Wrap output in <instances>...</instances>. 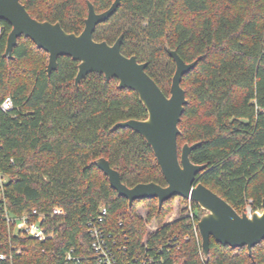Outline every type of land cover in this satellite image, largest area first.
<instances>
[{
    "label": "trees",
    "instance_id": "1",
    "mask_svg": "<svg viewBox=\"0 0 264 264\" xmlns=\"http://www.w3.org/2000/svg\"><path fill=\"white\" fill-rule=\"evenodd\" d=\"M86 1L96 13L114 0H20L38 21L59 22L79 34L87 16ZM146 25L143 26V23ZM11 27L0 21V174L7 179L0 197V264H66L72 250L79 264H94L88 223L100 207V224L114 242L121 264H264V240L252 248L232 249L210 239L208 259L201 253L196 224L204 214L196 203L171 197L128 201L109 186L107 177L88 165L104 158L122 183L166 186L150 147L132 130L112 127L144 120L147 112L136 93L90 74L76 88L77 63L58 59L46 72L47 54L20 37L12 57L4 56ZM123 35L121 53L147 63L145 72L169 96L175 70L166 47L196 66L181 81L187 104L178 128V151L200 143L190 153L206 165L197 181L224 199L238 214L247 201L259 211L264 200V0H121L116 13L98 25L97 42L112 45ZM165 61V64H161ZM189 212L164 223L173 202ZM148 206L145 219L135 213ZM11 221L26 217L44 240L15 233ZM156 229L145 236V225ZM11 223V222H10ZM145 237V239H144ZM151 259V262L148 261Z\"/></svg>",
    "mask_w": 264,
    "mask_h": 264
},
{
    "label": "water",
    "instance_id": "2",
    "mask_svg": "<svg viewBox=\"0 0 264 264\" xmlns=\"http://www.w3.org/2000/svg\"><path fill=\"white\" fill-rule=\"evenodd\" d=\"M120 3L121 0H114L107 10L96 13L93 5L86 1L84 28L75 34L65 32L59 22L32 18L20 0H0V21L11 27L4 56L11 58L17 40L20 37L28 38L47 54L48 76L56 70L59 58L69 57L77 63L74 79L76 88L88 75L96 74L106 82L115 79L120 90L136 93L147 112L146 119L118 122L111 130L128 128L144 139L152 150L166 186L140 183L127 187L122 183L119 173L104 158L91 162L88 167L96 166L107 177L109 186L117 195L128 201L129 207L135 201L154 199L160 207L171 197L196 203L204 211L196 229L205 260L208 259L211 238L232 249L246 247L251 255L252 248L264 240V200L260 210L251 216L245 212L238 214L224 199L197 181V175L206 165L193 164L189 156L200 143H184L178 151V125L187 104L181 81L196 66L197 61L185 63L176 51L166 47L175 65L169 96H166L145 72L147 63H139L135 56L126 57L121 53L123 35L112 45L93 39L96 27L108 21Z\"/></svg>",
    "mask_w": 264,
    "mask_h": 264
},
{
    "label": "built area",
    "instance_id": "3",
    "mask_svg": "<svg viewBox=\"0 0 264 264\" xmlns=\"http://www.w3.org/2000/svg\"><path fill=\"white\" fill-rule=\"evenodd\" d=\"M0 109L3 112L10 111L12 109V101L10 97H6L0 104ZM5 182L4 176L0 174V193L2 189V185ZM250 203V201H249ZM189 212V211H188ZM249 205H247L245 209V213L249 216L254 213ZM99 216L95 223H88V230L91 237L90 243V252L91 258L94 260V264H121L116 258L113 247L114 242L110 241V236L105 235L101 229L100 224L103 222L104 218L107 215V210L105 207H100ZM189 216L192 217L189 212ZM7 221L11 222V219L8 217ZM22 221L25 224L26 232L29 233L33 238L44 240V233L42 229L34 223H28L26 217H22ZM0 259H4V256L1 255ZM151 262V259H148ZM65 263L66 264H79L80 259L73 255V251L70 250L65 255ZM146 261H143L141 264H145Z\"/></svg>",
    "mask_w": 264,
    "mask_h": 264
},
{
    "label": "rangeland",
    "instance_id": "4",
    "mask_svg": "<svg viewBox=\"0 0 264 264\" xmlns=\"http://www.w3.org/2000/svg\"><path fill=\"white\" fill-rule=\"evenodd\" d=\"M144 25H146V22L143 23V26ZM161 64L162 65L165 64V61H163V63L161 62ZM6 179L7 178L4 177V180H6ZM0 197H1V193H0ZM249 204H250L249 201H247L246 207ZM173 205H174L173 208L164 216V218H163L164 223L173 222V221L177 220L179 217H181V215L188 212V209H185L183 212H181L182 209H184V207H185V204L183 202L179 203L178 201H174ZM246 207H245V209H246ZM148 210H149V208L147 205H145L143 202H139L135 208V213H136V215H138L142 219H145ZM8 224H15L14 230H13L15 233H18L19 231L26 232V227H25V224L23 223L22 220H20V221L17 220L16 222L11 221V223L9 222ZM155 229H156L155 221H151V222L147 223L145 225V236L150 234L151 232H153ZM144 239H145V237H144Z\"/></svg>",
    "mask_w": 264,
    "mask_h": 264
}]
</instances>
